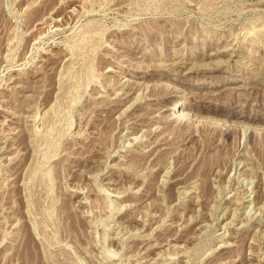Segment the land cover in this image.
Here are the masks:
<instances>
[{"label": "rangeland", "instance_id": "1", "mask_svg": "<svg viewBox=\"0 0 264 264\" xmlns=\"http://www.w3.org/2000/svg\"><path fill=\"white\" fill-rule=\"evenodd\" d=\"M0 264H264V0H0Z\"/></svg>", "mask_w": 264, "mask_h": 264}, {"label": "bare ground", "instance_id": "2", "mask_svg": "<svg viewBox=\"0 0 264 264\" xmlns=\"http://www.w3.org/2000/svg\"><path fill=\"white\" fill-rule=\"evenodd\" d=\"M177 101H179V100H177ZM177 101L175 102V103H177ZM181 101V100H180ZM188 104L186 103V104H183V105H181V109H183V108H185L186 106H187ZM176 107H173V109H175ZM226 122V121H225ZM241 146V145H240Z\"/></svg>", "mask_w": 264, "mask_h": 264}]
</instances>
